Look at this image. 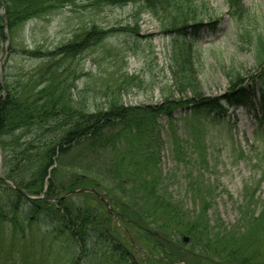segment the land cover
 <instances>
[{
  "label": "rangeland",
  "instance_id": "rangeland-1",
  "mask_svg": "<svg viewBox=\"0 0 264 264\" xmlns=\"http://www.w3.org/2000/svg\"><path fill=\"white\" fill-rule=\"evenodd\" d=\"M204 2L203 24L211 18L217 28H202L185 42L162 35L140 0L122 6H98L95 0H32L38 7L45 4L43 10L21 21L12 33L3 32L0 80L17 90L28 85L26 91L36 93L46 84L41 80L57 73L74 109L105 110L113 101L141 110L170 95L171 73L181 57L193 55L203 94L220 98L227 92L226 68H253V49L241 37L264 30V0H238L230 8L225 0ZM3 4L0 17L5 13ZM97 31H104L102 39L84 53L69 59L52 54ZM189 40L194 41L192 46ZM259 119L249 109L238 108L224 120L197 126L193 118L176 110L172 119L159 116L142 122L140 132L147 126L153 132L129 135L127 148L122 147L130 154L110 152L94 158L74 150L64 166L69 174L92 179L101 194L111 196L108 190L118 188L116 193L143 212L145 227L176 252L172 264L201 260L217 264L232 251L239 253L238 264H264V121ZM142 157L146 164L140 162ZM151 158L154 164L149 165ZM138 174H147L144 184L138 182ZM153 183H157L154 190ZM135 187L141 192H133ZM74 193L72 204L100 209L104 205L97 197ZM113 222L120 227L117 217ZM158 227L165 228L171 239H164ZM118 233L136 263L148 264L150 243L126 235L122 228ZM110 253L107 246L90 242L80 254L42 226L0 224V264H72L78 257L76 264H118Z\"/></svg>",
  "mask_w": 264,
  "mask_h": 264
},
{
  "label": "trees",
  "instance_id": "trees-1",
  "mask_svg": "<svg viewBox=\"0 0 264 264\" xmlns=\"http://www.w3.org/2000/svg\"><path fill=\"white\" fill-rule=\"evenodd\" d=\"M134 1L95 0L98 6H122ZM140 1L159 23L162 35L175 36L186 42L190 36L196 37L202 28H217V21L211 18H208L207 24H203L204 15L201 14L207 9L204 0ZM0 2L4 3L5 10V20L0 17L2 41L5 25L12 33L21 21L38 15L45 6L31 4L32 0ZM237 2L225 0L228 8ZM103 34L104 31L92 32L75 44L56 49L52 54L59 59L75 57L100 41ZM241 38L243 43L246 42L253 49V68L248 71L236 66L226 68L224 75L227 92L220 98L203 94L197 80L193 55H190L191 58L181 57L175 71L171 73L170 95L163 98L159 105L141 110L124 107L113 101L107 103L105 110L89 112L85 107L74 109L71 107V98L63 89V82L58 81L57 73H52L49 79L41 80L40 84H46L36 93L26 91L28 85L17 90L0 81V153L3 168L0 179V224H9L12 228L20 224L29 229L35 226L40 229L42 226L54 235L55 240L67 241L80 254L85 252L88 243L94 242L96 246L111 249L110 254L118 264H137L132 250H128L119 240L122 235L118 232L122 228L126 235L140 238L146 245V242L150 243V246H146L149 247L146 252L148 264H172V256L176 252L168 250L166 243L157 240L158 233H151L145 227L143 212L138 211L139 208L127 201L123 194L116 193L118 188L108 190L112 195L106 194L105 198L112 210H119L114 215L120 227L115 226L113 217L102 204L99 205L100 209L92 205L72 204L71 196L60 200L67 193L75 194L73 192L79 189L98 187L92 179L69 174L64 163L74 150L94 158L110 152L126 156L130 154L126 149L130 136H151L153 132L149 126L140 132L142 122H152L159 116L172 119L176 110L193 118L197 126L207 121L224 120L238 108L249 109L256 119L264 121V30L253 37ZM189 43L192 46L194 41L189 40ZM191 131L196 132L197 129ZM31 133L36 135L29 136ZM123 144H126V148L122 147ZM135 150L142 152L139 148ZM143 157L140 162L146 164ZM150 163L154 164L153 158ZM126 174L128 172H124ZM147 174H138V182L144 184ZM156 185L153 183V190ZM118 187L119 190L123 188L122 185ZM133 192L137 194L141 191L135 187ZM91 196L96 197L90 193L86 195L87 198ZM202 221L206 223L207 220ZM158 230L164 239L169 236L164 232L165 228L158 227ZM238 254L226 252L223 258L217 260V264H238ZM145 260L142 261L145 263ZM77 261L79 257L72 264ZM198 264L204 263L201 260ZM239 264H244V261Z\"/></svg>",
  "mask_w": 264,
  "mask_h": 264
},
{
  "label": "water",
  "instance_id": "water-1",
  "mask_svg": "<svg viewBox=\"0 0 264 264\" xmlns=\"http://www.w3.org/2000/svg\"><path fill=\"white\" fill-rule=\"evenodd\" d=\"M61 199H63V198H61ZM184 242H186V239L184 240Z\"/></svg>",
  "mask_w": 264,
  "mask_h": 264
}]
</instances>
